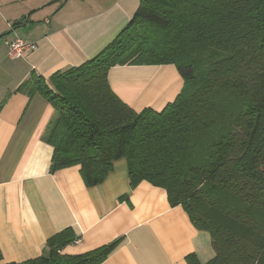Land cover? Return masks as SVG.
<instances>
[{
	"label": "trees",
	"instance_id": "obj_1",
	"mask_svg": "<svg viewBox=\"0 0 264 264\" xmlns=\"http://www.w3.org/2000/svg\"><path fill=\"white\" fill-rule=\"evenodd\" d=\"M165 65L185 84L161 110H134L108 80L117 66ZM17 91L53 107L52 173L78 166L95 187L125 159L133 189L163 188L210 233L206 264H264V0H141L98 56L48 79L32 72ZM78 241L68 228L39 257L7 264H103L121 243L63 253Z\"/></svg>",
	"mask_w": 264,
	"mask_h": 264
},
{
	"label": "crops",
	"instance_id": "obj_2",
	"mask_svg": "<svg viewBox=\"0 0 264 264\" xmlns=\"http://www.w3.org/2000/svg\"><path fill=\"white\" fill-rule=\"evenodd\" d=\"M141 0H66L59 9L39 11L48 0H0V34L28 11L38 9L0 40V249L3 264L39 257L47 241L71 228L80 241L63 253L89 252L118 239L103 264H201L215 257L210 233L199 230L182 206L172 207L163 188L130 185L125 159L95 187L78 166L51 172L53 147L45 130L52 105L18 88L32 72L48 79L98 56L126 28ZM48 6H51L48 4ZM50 8V7H49ZM16 36L37 44L20 59L9 57ZM108 80L113 92L134 110H161L184 88L174 65L117 66Z\"/></svg>",
	"mask_w": 264,
	"mask_h": 264
},
{
	"label": "built area",
	"instance_id": "obj_3",
	"mask_svg": "<svg viewBox=\"0 0 264 264\" xmlns=\"http://www.w3.org/2000/svg\"><path fill=\"white\" fill-rule=\"evenodd\" d=\"M9 57L11 59H20L28 52L37 50V44L33 42H26L20 37L16 36L11 42H8Z\"/></svg>",
	"mask_w": 264,
	"mask_h": 264
},
{
	"label": "water",
	"instance_id": "obj_4",
	"mask_svg": "<svg viewBox=\"0 0 264 264\" xmlns=\"http://www.w3.org/2000/svg\"><path fill=\"white\" fill-rule=\"evenodd\" d=\"M61 1H66V0H55V1H53L52 3H50L49 5H53V4H55V3H57V2H61ZM37 11H38V9L33 10V11H31L30 13H28L27 15H25L24 17H22V19H20V23H21L20 26L14 27V28H12L10 31H7V32H5V33L0 34V40L3 39V38H5V37H7V36H9V35L12 34L13 32H15L19 27H25V26H26L25 22L27 21V19H28L33 13H35V12H37Z\"/></svg>",
	"mask_w": 264,
	"mask_h": 264
},
{
	"label": "rangeland",
	"instance_id": "obj_5",
	"mask_svg": "<svg viewBox=\"0 0 264 264\" xmlns=\"http://www.w3.org/2000/svg\"><path fill=\"white\" fill-rule=\"evenodd\" d=\"M35 1H37V0H29V6L31 5V3L32 2H35ZM53 1H55V0H48V2L45 4V5H43L41 8H39V11L38 12H40V11H43V10H48V11H50V10H53V9H59L62 5H63V3L65 2V1H61V2H57V3H55V4H53V5H51V6H48V4H50V3H52ZM50 7V8H49ZM33 10H36V9H33ZM33 10H30V11H28V13H30L31 11H33ZM27 13V14H28ZM25 16V15H24Z\"/></svg>",
	"mask_w": 264,
	"mask_h": 264
}]
</instances>
